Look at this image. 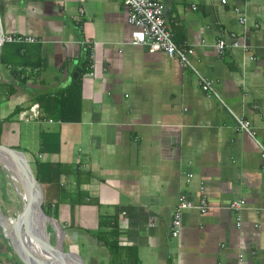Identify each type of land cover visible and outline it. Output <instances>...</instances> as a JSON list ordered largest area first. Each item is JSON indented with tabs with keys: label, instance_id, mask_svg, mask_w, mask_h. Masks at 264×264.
I'll return each instance as SVG.
<instances>
[{
	"label": "crops",
	"instance_id": "0c3cea01",
	"mask_svg": "<svg viewBox=\"0 0 264 264\" xmlns=\"http://www.w3.org/2000/svg\"><path fill=\"white\" fill-rule=\"evenodd\" d=\"M162 1L174 40L193 47L219 98L175 57L131 43L123 0H0L3 34L37 39L6 42L24 65L16 77L0 63V143L24 152L35 177L39 165L42 204L83 264H264V158L236 119L264 144V0ZM220 38L248 51L220 53ZM34 103L39 117L22 120ZM182 195L208 208L183 209L172 236ZM15 211L0 173V264H25Z\"/></svg>",
	"mask_w": 264,
	"mask_h": 264
},
{
	"label": "water",
	"instance_id": "95a60500",
	"mask_svg": "<svg viewBox=\"0 0 264 264\" xmlns=\"http://www.w3.org/2000/svg\"><path fill=\"white\" fill-rule=\"evenodd\" d=\"M2 35L0 22V48ZM0 173L16 198V251L22 261L25 264H83L79 254L67 249L61 223L43 206L38 182L25 153L0 143Z\"/></svg>",
	"mask_w": 264,
	"mask_h": 264
},
{
	"label": "built area",
	"instance_id": "2783aa9c",
	"mask_svg": "<svg viewBox=\"0 0 264 264\" xmlns=\"http://www.w3.org/2000/svg\"><path fill=\"white\" fill-rule=\"evenodd\" d=\"M221 3H226L227 0H220ZM124 5L128 9V23H130L134 30L132 32L131 43L134 45H142L148 49L149 52H164L169 57H175L181 63V65L188 67L198 74L200 84L204 90H208L218 98L216 91L213 88V81L202 76L197 72L193 63L190 60V55L193 53V47L185 46L181 43H177L171 31L165 24L164 17V3L162 0H123ZM236 12L240 15L239 22L241 24L246 23L245 15L239 12L238 8H235ZM257 27L258 24H255ZM235 36L234 33L231 34ZM36 37L31 35H25L21 33H6L2 35V42L8 43H35ZM216 47L220 53H223L226 48H239L242 47L244 51H248V46L241 44L239 41L234 40L231 44H227L223 38L217 40ZM251 60L253 56H249ZM92 66V65H91ZM37 103L31 105L28 111L20 113V118L25 121L36 119L39 117L37 110ZM240 127L245 130L256 141L261 149V155L264 158V144L259 141L250 128V123L247 120L236 117ZM41 157V155H39ZM186 181L189 182L193 174L186 175ZM200 191L203 193V186L200 187ZM243 202L240 200L231 201L229 207L236 213L237 226L240 225V217L237 212L242 208ZM186 208H198L201 213H205L208 206L204 196L200 198L198 204L188 200L185 195L179 197L178 204L173 212L171 222V235L177 236L181 227V212Z\"/></svg>",
	"mask_w": 264,
	"mask_h": 264
},
{
	"label": "trees",
	"instance_id": "16d2710c",
	"mask_svg": "<svg viewBox=\"0 0 264 264\" xmlns=\"http://www.w3.org/2000/svg\"><path fill=\"white\" fill-rule=\"evenodd\" d=\"M7 45L8 44L6 42H3V44H2V46L0 48V63L4 64V65H7V66H10L14 70L15 76L18 77L19 73L16 72V69H17L18 66H23L24 64L18 63L19 61L17 60V57L13 53H8L7 54L5 52V50H6L5 47H7ZM17 45L23 46L24 43H18ZM21 80L25 81L26 78L23 76ZM2 86L3 85L0 83V103H1V100H2ZM1 121L2 120H0V129H1ZM36 169H37L36 178H38V174H39V170H40L39 165H37ZM64 169L65 168L62 165H59V170H60V173L62 175L66 174V172H69V171H66ZM60 192L61 193L63 192L62 189L60 190ZM46 209H47V211L49 213L52 214V211L49 208H46ZM98 226L100 228L99 231H98V237L100 239H103L104 242L108 241V236L105 237V235H103V232H102L103 229L106 227L105 218H103V217L101 218L100 217ZM112 226H113V229L110 232V235H111L110 237L113 238L112 240L115 241L117 239V230H116L117 226H116L115 223Z\"/></svg>",
	"mask_w": 264,
	"mask_h": 264
},
{
	"label": "rangeland",
	"instance_id": "374dc122",
	"mask_svg": "<svg viewBox=\"0 0 264 264\" xmlns=\"http://www.w3.org/2000/svg\"><path fill=\"white\" fill-rule=\"evenodd\" d=\"M27 46L30 47V48H32V50H33L35 44H28ZM5 49H6V47H5ZM0 140H1V142H6L7 141V139H4V138H0Z\"/></svg>",
	"mask_w": 264,
	"mask_h": 264
}]
</instances>
